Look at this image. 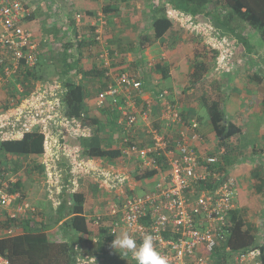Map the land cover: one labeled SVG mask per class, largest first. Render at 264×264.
<instances>
[{
  "label": "built area",
  "instance_id": "1",
  "mask_svg": "<svg viewBox=\"0 0 264 264\" xmlns=\"http://www.w3.org/2000/svg\"><path fill=\"white\" fill-rule=\"evenodd\" d=\"M32 1L0 0V93L6 91L8 81L24 67H35L39 62L40 45L34 32L25 24L32 14L31 8L25 4L29 6ZM172 14L174 18L186 20L184 14ZM191 20L188 22L193 23ZM97 23L96 40L100 42L107 24L102 13L98 14ZM223 45L228 49L223 47L217 65L225 69L226 66L222 65L227 60L229 63L231 47L228 43ZM102 60L110 69L106 74L110 81L105 91L99 94L97 106L120 113V145L125 159L137 160L138 168L143 171L157 170L158 173L151 179L136 182L131 176V162L122 160L117 166L107 165L103 161L85 159L78 147L68 149V155L73 158V185L78 186V179L90 175L110 197L105 213L93 216L96 223L104 217L112 218L110 235L115 238L127 231L137 245L142 243L146 234L153 235L155 248L168 258L169 264H262L258 250L230 254L228 248L224 249L229 235L230 213L236 209L233 196L238 187V180L224 168L222 158L226 148L214 153H199L195 144L202 137L197 126L187 125L177 107L167 101L166 91L160 94L162 111L158 121L161 128L154 127L151 120L154 100L142 99L140 77L134 72L116 75L111 71L108 50L103 51ZM18 88L21 87L18 85ZM61 89L62 84L58 82L38 85L37 90L19 104L12 99L14 105L0 113V142L19 140L25 132L37 127L45 132L49 115H45L44 110L51 107L47 101L56 97ZM140 118L143 128L139 126ZM63 126L69 136L76 138L89 136L91 132L75 119L64 117ZM140 131L144 140H136ZM143 141H146L145 146L139 144ZM148 180L155 182V187L139 195L136 190L148 185ZM3 185L0 187V209H11L7 213L12 218L21 217L24 208L19 203L20 194H9ZM16 232L2 230L0 238L14 236ZM114 251L117 262L106 264H136L132 251L119 248ZM223 253L230 255L218 258ZM95 261L83 256L77 258V264H95ZM0 264H10V261L0 255Z\"/></svg>",
  "mask_w": 264,
  "mask_h": 264
},
{
  "label": "trees",
  "instance_id": "2",
  "mask_svg": "<svg viewBox=\"0 0 264 264\" xmlns=\"http://www.w3.org/2000/svg\"><path fill=\"white\" fill-rule=\"evenodd\" d=\"M25 7H28V4H25ZM169 8L191 17L192 21L196 23L199 22V18L213 19L214 26L220 27L222 32L226 33L227 43H232L234 49L236 46L238 49L244 48L245 53L248 54L264 52V0H164L163 4L154 10L153 30L156 40L163 39L173 26L168 15ZM32 17L31 14L26 19V26ZM241 26H247V29L243 28L245 31H241ZM92 28V36L95 37L98 25L92 26ZM59 32L57 31L56 35ZM189 37L191 41L187 40V43H193L194 50L189 89L197 90L201 106L208 111L209 126L213 130L214 137L220 147H225L230 139L242 134L243 130L229 121L225 114L223 106L226 96L222 89L221 79L208 78V74L220 57V51L204 44L205 42L198 37L196 31L189 34ZM97 43L96 37L90 41L91 45ZM87 44L89 43H86V38L75 43L77 55L70 53V49L74 45L64 44V49L59 59H55V63L49 64L47 61L39 59L35 67H24L18 75H14L12 80L8 81L6 91L0 93V103L2 104L0 113L6 112L14 105L11 103L12 99L19 104L23 99L30 97L37 90L38 85L60 82L62 89L57 93V97L63 107L62 117L68 120L75 119L83 128L91 131L89 136L77 138L69 136L65 131L62 135L64 136L61 141L62 146L68 142L72 146L78 147L85 159L99 160L105 163L122 160L131 162V176L136 182L151 179L158 171L139 169L137 166L139 162L135 159L130 161L125 159L122 146L113 139V128L108 127H115L114 125L118 122L117 111L109 107L99 109L97 106L99 94L105 91L109 85L110 79L106 77V74L110 69L104 65L85 70L80 67L82 50ZM104 48L107 49L106 45ZM109 51L113 53V50ZM167 69L164 65L157 64L153 70L161 74L163 81L168 79ZM124 72L126 71L121 70L115 74L120 75ZM257 80L260 82L261 77ZM142 82L144 90V81L142 80ZM92 83L95 84L94 88L91 86ZM18 85L21 87L20 89ZM165 91L168 92L167 101L171 105L176 104L168 99L169 96L171 97V90L159 89L153 92L155 96L154 108L155 105L162 108L160 94ZM252 102L256 115L264 113V94H255ZM180 112L185 120L187 114L183 111ZM107 113L113 117L109 122L104 123L102 117L104 114L108 115ZM186 123L189 125L188 122ZM154 127L160 129V123L158 122ZM140 132L142 133V131ZM140 132L137 133L136 140H144V136L141 137ZM146 141L139 144L145 146ZM45 153L46 135L41 127L25 132L19 140L0 142V180L7 179L8 182L3 186L9 194H20L19 203H22L27 196L25 180L14 181L11 179L12 176L18 174L21 169H26L25 178L29 180L34 177L36 180L38 178L46 179L47 172L42 161ZM12 158L16 160L12 161ZM6 174L10 175V178L5 176ZM67 182L68 185L72 184L70 180ZM85 183H88L89 187H80L76 191H64L61 205L53 210L52 217H54L55 224H60L65 234L73 236L70 241L51 240L50 226L46 223L48 216L41 212L29 211L22 217L12 218L9 213L0 209V232L9 229L17 231L14 236L0 238V255L8 258L10 264H77V258L80 256L94 258L95 264L117 262L112 247L114 237L110 235L113 219L104 217L99 223H96V218L89 217L86 210L88 197L93 196L96 202L99 201L100 204H103L102 206L108 205L110 197L104 196V191L97 181L92 180L91 183ZM106 210L107 207L102 209L100 214L105 213ZM230 215L229 235L224 249L228 248L230 254L258 250L260 261L264 264V241H259L256 226L252 224L242 209L236 208ZM230 254L223 253L222 256L219 254L218 258L227 257Z\"/></svg>",
  "mask_w": 264,
  "mask_h": 264
},
{
  "label": "crops",
  "instance_id": "3",
  "mask_svg": "<svg viewBox=\"0 0 264 264\" xmlns=\"http://www.w3.org/2000/svg\"><path fill=\"white\" fill-rule=\"evenodd\" d=\"M163 2L164 0H33L28 6L31 8L33 17L31 21L27 22V26L34 32L35 39L40 45L41 61H47L49 64H53L56 62L55 59H59L64 44L74 45L70 49V53L77 55L75 43L85 38L86 43L89 44L84 47L81 54L80 67L84 70L103 65V51L113 50V53L109 51L111 71L116 73L124 70L138 73L139 75H137L144 81L143 100H154L153 92L155 90H171L172 94L168 99L176 103L172 104L179 111L187 114L186 122L189 123V126L196 125L197 131L202 137L199 143H194L198 152L202 154L219 152L222 147L218 145V141L214 137L213 130L209 126V119L202 113L203 107L197 90L189 89L194 54L193 43H187V40L191 41V38L185 39L189 32L183 24L172 20L169 16L173 23L171 30L163 39L156 40L154 37V10ZM170 12L179 11L169 8L168 15ZM99 13L104 15L107 24L102 30L101 41L91 45L90 41L97 36H92V26L98 25ZM76 15L82 16V19L79 20ZM190 19L191 17L186 16V21ZM198 23L214 26L213 19L199 18ZM243 28L241 26V31L244 30ZM57 31L60 32L56 35ZM105 45L107 49L104 48ZM230 45L234 54V60L233 58L230 60L233 67L229 71L218 74L222 70H217L216 62L215 67L208 74V78L223 79L222 89L226 96L223 109L228 120L243 130L242 134L227 142L226 153L222 159L227 173L239 180L236 208L249 213L261 208L258 215L264 217V149L258 147H264V113L256 115L252 102L255 94H264V52L248 54L245 53L244 48L238 49L236 46L234 49L232 43ZM157 64L168 68L167 80L162 81L161 74L153 70ZM259 75L260 82L257 80L260 79ZM79 77L81 78L82 75L80 74ZM93 87L95 86L93 85ZM191 98L193 100H190ZM58 100L57 95L53 98L50 97L47 103L51 107L44 110V114L49 115V118L45 131L46 153L42 161L47 172L48 188L46 190L49 192V198L47 197L46 200L51 204L50 208L54 207L53 210L61 205L64 191H76L80 187H89L88 183H85L86 179H82L83 181L78 179V186L73 185L74 179L71 174L73 158L68 155V149H73L75 146L68 142L62 146L61 141L64 139L62 135L67 129L63 126L64 117L61 115L63 107L58 103ZM43 101L45 102L46 99L40 101L39 104H42ZM161 111L162 109L155 105L151 116L154 125L159 122ZM107 114L102 117L104 123L109 122L113 117V115ZM119 114L117 115L120 118ZM142 125L144 124L140 118V128H143ZM114 126L108 128H113V139L120 144L122 132L118 122ZM250 131L254 133H252L253 139L249 140L245 137ZM173 133L175 136L176 133ZM140 136H143L141 132ZM242 143L254 145L253 151L249 149L252 152L250 156H242ZM257 148L258 150H256ZM247 157H250L251 160L256 159L257 163H242L240 161ZM103 163L105 162L103 161ZM120 163L121 161H114L105 164L117 166ZM70 176L71 179H69ZM240 176L244 178L250 176V178L243 181V177L240 180ZM86 177L91 176H84V178ZM69 180L72 182L71 185H68L67 181ZM247 180L248 191L241 188L242 181L245 184ZM250 185L254 186L252 192L249 191ZM254 197L256 201H254ZM39 200L43 201L41 198ZM94 204L95 208L92 206ZM99 204L100 202H96L93 196L88 197L86 210L89 217L100 214L102 209H106L107 205Z\"/></svg>",
  "mask_w": 264,
  "mask_h": 264
},
{
  "label": "rangeland",
  "instance_id": "4",
  "mask_svg": "<svg viewBox=\"0 0 264 264\" xmlns=\"http://www.w3.org/2000/svg\"><path fill=\"white\" fill-rule=\"evenodd\" d=\"M170 13H171V15H169L170 18L172 20L178 22V23L183 24L184 28L189 32V34L192 33V31H196L198 33V37L202 38L203 41L205 42L204 44L207 43L208 45L212 46L213 48L218 49L220 51V53H221V50L224 49L223 47L228 49L225 45H223V44L228 42L227 38L225 37L226 33L222 32L220 27L211 26L210 24H199V23H195V22L190 23V22L184 20V18L183 19L182 18H180V19L174 18L173 17L174 14H172L173 12H170ZM194 26L197 27V28L195 29ZM246 27L247 26H244V29ZM192 28H194L195 30H193ZM188 38H189V35L188 36L186 35L185 39L187 40ZM225 40H226V42H225ZM228 44L230 45V43H228ZM228 53H229V56H230L229 60H232V58L234 60L233 51L230 50V51H228ZM136 56H137V54H136ZM217 61H218V59H217ZM222 66H226V67H225V69H222V68H220L218 66L217 70H219V69L222 70V72L219 71L218 74H221V73H224L226 71H229L233 67V64H232L231 61H229V63H228V60H227L226 62H223ZM213 72H214V70H213ZM220 79H221V81H223L222 78H220ZM93 85L95 86V84L92 83L91 86H93ZM202 113H203V115H205L209 119L208 111L204 107L202 108ZM252 133H254V132L250 131L249 134L245 138H247L249 140L253 139V134ZM248 143H249V141H248ZM253 146L254 145H245L244 143H242L241 149H242L243 154H245V155L242 154V156L243 157L244 156H250L252 154L251 151H253V148H254ZM258 147H259V149H262V148L264 149L263 146H258ZM249 149H251V151ZM256 150H258V148ZM13 160H16V159L12 158V161ZM240 161H242V163H257L256 159L251 160L250 157H247L245 159H241ZM25 173H26V169H21L18 174H16L15 176H12V178H11L14 181H16L18 179H24L25 180V184H26V188H27L28 194H27L26 198L23 200V203H21V205L24 208V215L27 214L29 211H31V212L35 211L37 213L41 212L43 214L45 213V215L48 216V219L46 220V223L49 224V226H50L49 230H53L52 232L51 231L49 232L50 239L53 240V241H56V240H68V241H70L71 238H73V236H69L68 234H65V232H63L64 230L61 229L60 224L59 225L55 224V221L53 220L54 217H52V214L54 213V211H53L52 208H50L51 204L49 203V201L46 200L47 197L49 198V192H48V190H46L48 188L47 179L36 180L35 177H34L31 180H29V179L25 178ZM5 176H8L10 178V175L6 174ZM242 177L243 176L239 177L240 180H241ZM247 178L249 179L250 176H247L246 178L243 177L242 180L244 181V179H247ZM80 179L81 180L82 179H86V181L90 182V183L92 182V180L94 181V179H92V177H86V178L82 177ZM237 180H238V178H237ZM243 181H242L241 188H245L244 190L248 191L247 190V188L249 186L248 180L245 181L246 182L245 184L243 183ZM0 182L5 184L8 181H7L6 178H3L2 180H0ZM148 182H149L148 185L141 187V189H139L137 191V193L139 195L144 194L145 190H147V189L151 190V189H153L155 187V184H156L155 182L151 183V180H148ZM238 182H239V180H238ZM240 183H241V181H240ZM238 187H239V184H238ZM253 187H254L253 185H250V188H249L250 192L254 191ZM250 192H248V193H250ZM103 194H104V196H106V194L104 192H103ZM40 198L43 201H40L39 200ZM233 200H234V203L237 204V202H238L237 201L238 200L237 190L234 192ZM254 201H256L255 197H254ZM258 201H260V200H258ZM92 206H94L93 208H95V204L92 205ZM260 209L261 208L255 209V211L253 210V212H251V213H249V212H247L245 210H244V212H247L246 216L248 217V219H250L252 221V224L256 226V230H257V235H258L259 241L263 242L264 241V217H261L260 215H258L259 214L258 211ZM3 212H11V209L8 210V211L7 210H3ZM50 215H51L52 218L49 217Z\"/></svg>",
  "mask_w": 264,
  "mask_h": 264
},
{
  "label": "clouds",
  "instance_id": "5",
  "mask_svg": "<svg viewBox=\"0 0 264 264\" xmlns=\"http://www.w3.org/2000/svg\"><path fill=\"white\" fill-rule=\"evenodd\" d=\"M153 241L154 236L146 234L142 243L137 245L127 231H122L112 241V247L132 251L136 264H169L168 258L155 248Z\"/></svg>",
  "mask_w": 264,
  "mask_h": 264
}]
</instances>
